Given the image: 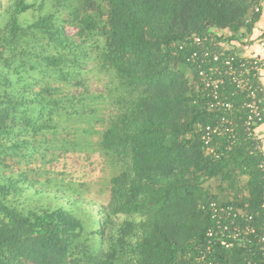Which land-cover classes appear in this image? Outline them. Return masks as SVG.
Wrapping results in <instances>:
<instances>
[{"label":"trees","instance_id":"1","mask_svg":"<svg viewBox=\"0 0 264 264\" xmlns=\"http://www.w3.org/2000/svg\"><path fill=\"white\" fill-rule=\"evenodd\" d=\"M259 8L260 0H7L0 264H198L209 202L259 212L260 155L242 135L217 137L218 159L205 154L199 128L220 114L206 108L188 62L194 48L180 49L213 31L247 36ZM93 69L102 93L85 84ZM232 101L242 121L244 97ZM74 151L109 167L100 198L44 168ZM245 257L220 255L227 264Z\"/></svg>","mask_w":264,"mask_h":264},{"label":"built area","instance_id":"2","mask_svg":"<svg viewBox=\"0 0 264 264\" xmlns=\"http://www.w3.org/2000/svg\"><path fill=\"white\" fill-rule=\"evenodd\" d=\"M237 42L248 41L242 34L232 36ZM230 40L219 31L203 37H193L180 49L194 48L188 62L195 65L198 86L205 94L206 108L220 116L213 125L200 127L199 132L205 154L218 159L222 152L215 144L217 137L227 135L231 143L239 136L251 144L253 152L260 155L258 168L264 176V154L256 128L264 118V99L259 84V75L264 71V60L243 57L232 49ZM244 97L241 105L244 118H233L235 95ZM229 149V148H228ZM261 210L252 214L230 204L209 202L205 209L210 226L197 257L198 264H227L222 262V251L241 249L245 252L244 264H264V187ZM258 218V223L256 219Z\"/></svg>","mask_w":264,"mask_h":264},{"label":"rangeland","instance_id":"3","mask_svg":"<svg viewBox=\"0 0 264 264\" xmlns=\"http://www.w3.org/2000/svg\"><path fill=\"white\" fill-rule=\"evenodd\" d=\"M7 0H0V7H6ZM62 15V14H61ZM64 28L69 36H74L76 29L68 24H64ZM86 86L95 92L104 90V85L100 82L101 75L95 69L92 72H87L84 76ZM80 90V88H79ZM29 168H38V164H31ZM51 174L58 175L59 178L66 182H73L75 184H83L81 190L86 199L100 198L102 193L106 190V183L110 177V169L105 165L103 159L97 153H80L77 151L64 153L62 156L52 164L44 166ZM48 173H45V176ZM43 176H38L37 179H43ZM244 181H241L243 184ZM209 185L214 193L218 183L211 180ZM215 189V190H214Z\"/></svg>","mask_w":264,"mask_h":264},{"label":"crops","instance_id":"4","mask_svg":"<svg viewBox=\"0 0 264 264\" xmlns=\"http://www.w3.org/2000/svg\"><path fill=\"white\" fill-rule=\"evenodd\" d=\"M258 12H260L259 19L252 27L251 32L246 34L245 38L248 39L246 43L233 40L232 35L227 30L219 31V34H222L223 38L231 39L230 46L237 54L243 57H256L264 60V0H260ZM241 32L244 33L243 31ZM259 84L264 99V71L259 75ZM256 132L260 137L261 151L264 154V118L262 123L256 128Z\"/></svg>","mask_w":264,"mask_h":264}]
</instances>
